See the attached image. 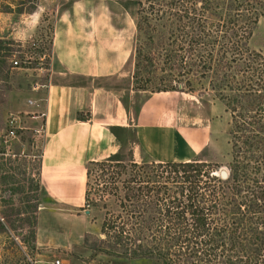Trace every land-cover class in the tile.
Masks as SVG:
<instances>
[{
  "label": "trees",
  "instance_id": "1",
  "mask_svg": "<svg viewBox=\"0 0 264 264\" xmlns=\"http://www.w3.org/2000/svg\"><path fill=\"white\" fill-rule=\"evenodd\" d=\"M132 1L138 33L151 19L169 30L160 49V71L172 75L176 85L155 91L195 92L194 83L205 82L229 113L228 174L222 178L220 166L203 160L90 161L82 208L102 203L105 214L99 236L84 235V246L92 256L149 259L153 264H264V56L248 47L253 26L264 17V0ZM15 6L2 11L36 9L32 0ZM13 45L14 40L0 37V77L6 76ZM152 63L150 53L136 46L133 89L148 90L147 80L138 76ZM4 152L0 140V159L6 160ZM8 168L0 180L14 183L6 174L20 169ZM34 192L23 207L32 215L20 218L32 245L39 204ZM109 201L115 210L108 209ZM92 235L93 243L87 244Z\"/></svg>",
  "mask_w": 264,
  "mask_h": 264
},
{
  "label": "crops",
  "instance_id": "2",
  "mask_svg": "<svg viewBox=\"0 0 264 264\" xmlns=\"http://www.w3.org/2000/svg\"><path fill=\"white\" fill-rule=\"evenodd\" d=\"M77 2L62 7L55 3L51 10L42 4L32 13L21 14L25 17L24 32L18 34L22 40L35 34L43 15L51 18L49 63L42 69L46 75L42 83L31 86L13 113L21 130L42 127L45 133L38 168L42 198L36 211L32 264H51L57 258L67 264H95V256L91 258L83 242L84 235L96 234L86 231L90 211L80 210L90 161H191L198 160L194 157L207 145L200 131H191L201 126H185L187 118L197 119L201 113L193 109L197 104L184 92H152L132 108L128 100L134 93L133 73L123 74L122 66L110 61L98 62L88 48L82 51L80 43L89 41L90 29L80 27ZM10 14L0 12V20H10ZM28 99L37 105L28 104ZM129 145L130 158L125 160L124 149ZM81 167V199L74 210L69 192L73 171ZM66 218L69 224L63 225ZM83 223L82 230L77 228Z\"/></svg>",
  "mask_w": 264,
  "mask_h": 264
},
{
  "label": "rangeland",
  "instance_id": "3",
  "mask_svg": "<svg viewBox=\"0 0 264 264\" xmlns=\"http://www.w3.org/2000/svg\"><path fill=\"white\" fill-rule=\"evenodd\" d=\"M18 1L0 0V12L8 14V12L2 11L7 5L12 10H16L15 4ZM32 1L36 3V8L39 5L46 4L48 7L50 6L51 10L52 6L54 8L55 3H59L62 7L67 6L69 1L72 0ZM77 1L80 27L82 29H90L88 31L90 35L89 41L80 43L82 51L88 48L90 56L94 57L98 62L103 59L106 62L110 61L113 65H121L122 73H130V75L131 72L133 73L135 47H142L144 51L146 50L150 53L153 61L152 65L148 66L147 69L141 70V75L138 76V79L143 77L147 80L148 90H139L138 92L135 89L133 90L134 93L131 95V99L128 100L129 104H132V108L139 104L142 97L156 92L155 90L158 88L162 89L165 86L176 85L172 75H167L160 71L161 58L159 54L160 49L166 44V37L169 33L167 25L165 27L161 20L151 19L150 25L148 27L145 26L141 33H138L139 31L136 29L137 5L135 1ZM27 5L29 4L26 3L25 7ZM22 16L21 14L11 13L10 20H0V37L3 33H6L4 39L14 40V45L12 46L14 52L7 60L5 68L4 75L6 76L0 77V140L4 149H7L10 153V156H6V160L0 159V163H5L0 171V177L3 175V171H7L8 167V169L12 167H19L20 169L10 170L6 174L13 177L14 183L7 181L8 179L3 180V182L0 180V264H23V261H28L27 258H32L33 245L30 239V230H28L26 224L20 221V218L32 215L30 212H25L23 208L26 196L33 195L34 191L37 190L39 202H41L42 198V191L38 184V168L44 137L41 138L34 135L32 130L31 132L18 130V139L14 138L4 143V134L7 130L6 123L9 117L15 115L13 114L15 113L14 111L26 99L28 92L32 89L31 86L34 83H42L44 80L46 72L42 69H46L48 66L49 58L47 55L48 53L50 54L51 50L50 46H48L51 33L50 16L43 15L35 28V34L23 40L18 37V34L24 32L23 20L25 17ZM3 17L7 18L8 15ZM152 17L154 18V16ZM10 32H13L12 36L7 35ZM148 36L151 39L147 38ZM248 47L264 56V17H260L256 25L253 26L252 34L248 40ZM40 48L41 52H43L42 54L38 51ZM14 60L18 62L17 65L13 64ZM148 71L150 73H147ZM194 89L195 92L184 93L188 95V100L191 103L197 104L198 107L195 106L193 109L199 110L201 115L197 119L187 118L185 126L188 128L189 126L190 128L201 126L200 130L194 129L191 131L196 133L200 131L203 140L207 143L199 150V154L194 159L211 162L220 166V168H224L230 158L228 136L230 115L225 111L223 104L216 98L215 93L208 89L205 82L200 85L194 83ZM130 153L131 147L129 145L128 148L124 149L125 160H128ZM12 155L15 156L12 157ZM138 161L144 162L141 159H138ZM125 163L128 162L126 161ZM81 169L82 167L74 170L72 174L73 185L71 192H69V195H71L69 202L73 207L81 199V188L83 186ZM16 187L19 189L17 193L13 190ZM29 204L30 202L26 205ZM98 204V206H90L87 209L82 208L83 206L80 208V210L90 211L91 220L89 219L86 231L96 233L94 234L95 237L96 235L99 236L101 221L105 214L102 203ZM107 207L109 210H115V203L109 201ZM73 209L78 210L75 207ZM19 211H21L20 214L18 213ZM66 220L67 218L62 221L65 222L63 225L69 224V221L66 222ZM83 226L84 223L79 224L77 228L82 230ZM22 233L23 237L21 236ZM94 235L89 236L87 244L93 243L90 237L93 238ZM89 250L91 258L95 256V264H153L149 259H126L102 253H96L92 256V250Z\"/></svg>",
  "mask_w": 264,
  "mask_h": 264
},
{
  "label": "built area",
  "instance_id": "4",
  "mask_svg": "<svg viewBox=\"0 0 264 264\" xmlns=\"http://www.w3.org/2000/svg\"><path fill=\"white\" fill-rule=\"evenodd\" d=\"M13 64L17 65L18 62L16 60H14ZM27 102L30 105H32V104L33 105H37V102L32 100V99H28ZM6 124H7V130H6V133L4 134V143H7L8 140H11V139H14V138L18 139V132L17 131L21 130L22 128L20 127V123L18 122V119L16 118V116L15 115L10 116L9 119H8V122ZM33 133H34V135L39 136L41 138H43L44 134H45L44 133V129L42 127L39 128V129H34ZM3 155L4 156H10V153L7 151V149H5V152L3 153ZM14 156L15 155H12V157H14ZM41 156H42V152H41L39 158H41ZM27 260H28V262L30 264H32L31 259L27 258ZM51 264H67V263H65L61 259L57 258V259H54Z\"/></svg>",
  "mask_w": 264,
  "mask_h": 264
},
{
  "label": "water",
  "instance_id": "5",
  "mask_svg": "<svg viewBox=\"0 0 264 264\" xmlns=\"http://www.w3.org/2000/svg\"><path fill=\"white\" fill-rule=\"evenodd\" d=\"M217 173L222 177V178H225L228 174V171L227 169L224 167V168H220ZM85 212H88V210H86Z\"/></svg>",
  "mask_w": 264,
  "mask_h": 264
}]
</instances>
